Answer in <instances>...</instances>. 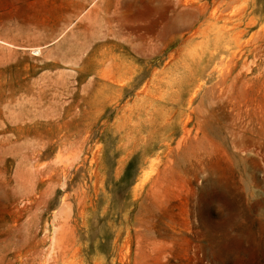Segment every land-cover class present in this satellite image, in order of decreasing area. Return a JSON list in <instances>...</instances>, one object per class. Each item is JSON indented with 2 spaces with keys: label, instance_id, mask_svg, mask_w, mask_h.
<instances>
[{
  "label": "rangeland",
  "instance_id": "1",
  "mask_svg": "<svg viewBox=\"0 0 264 264\" xmlns=\"http://www.w3.org/2000/svg\"><path fill=\"white\" fill-rule=\"evenodd\" d=\"M0 264H264V0H0Z\"/></svg>",
  "mask_w": 264,
  "mask_h": 264
}]
</instances>
